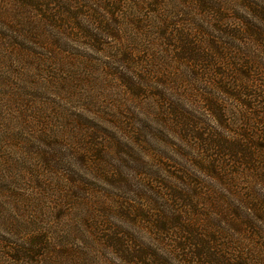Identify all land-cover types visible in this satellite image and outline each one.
Returning a JSON list of instances; mask_svg holds the SVG:
<instances>
[{
    "label": "trees",
    "instance_id": "1",
    "mask_svg": "<svg viewBox=\"0 0 264 264\" xmlns=\"http://www.w3.org/2000/svg\"><path fill=\"white\" fill-rule=\"evenodd\" d=\"M6 2L17 13L16 19H21L11 26L16 34L9 42L13 56L31 58L36 54V59L56 60L62 68L94 70L99 62L92 59L99 60V55L106 60L110 75L135 95L154 88L150 75L157 42L165 38L167 48L172 46L188 63L189 80L201 78V90L189 89V93L199 91L195 93L203 96L211 120L218 126L199 131L186 123L182 141L194 151L166 158L152 152L149 142L154 144L156 127L150 119L132 127L136 139L108 131L114 147L138 160L136 180L141 197L148 201L126 217L125 232H119L112 222L105 223L111 224L107 228L97 227L93 215L77 213L91 201L89 184L81 185L79 172L65 161L53 172L59 182L62 179L61 193L70 189L75 196L70 192L66 199H56L57 203L48 196L37 198L35 201L43 198L45 202L36 203V209L44 204L51 208H47L46 218L32 216L41 222L28 223L34 229L27 235L0 224L17 239L0 240L6 247L12 246L11 256L0 249L2 260L62 264L64 258L79 254L67 239L80 242L95 236L100 241L103 235L127 264H264L261 242L254 243L258 247L250 245L246 227L249 224L258 234L263 233L249 213L255 211L256 198L250 194L247 201L239 191L240 180L248 179L249 172L264 177V0ZM66 59L78 60L73 65L61 61ZM173 110L179 111L175 106ZM90 120L96 128L100 126ZM87 135L97 139L94 132ZM100 153L97 150L93 155ZM70 155L80 164L88 163L86 155L92 157L89 151ZM43 163L50 165V161ZM244 166L249 168L242 170ZM126 179L130 183L131 179ZM40 186L45 194L56 190L49 180Z\"/></svg>",
    "mask_w": 264,
    "mask_h": 264
},
{
    "label": "rangeland",
    "instance_id": "2",
    "mask_svg": "<svg viewBox=\"0 0 264 264\" xmlns=\"http://www.w3.org/2000/svg\"><path fill=\"white\" fill-rule=\"evenodd\" d=\"M11 10L12 6H7L6 0H0V224L6 230L25 235L33 231L29 224L37 219H32V216L38 214L46 218L47 208H51L49 204H44L36 209V203L45 202L44 196L57 203L56 199H66L71 192L68 189L66 194L61 193L62 179L59 178V182L53 172V168L60 169L66 161L79 172L81 185L89 184L87 188L91 201L77 213L93 215L97 227L102 225L107 228L111 224L105 223L112 222L119 226V232H125L126 217L135 213L140 203L148 201L141 197L136 180L138 160L129 152L114 147L107 137L110 135L108 131L136 139L132 127L141 126L144 119H150L156 127L154 144L149 142L154 147L152 152L163 158L189 152L192 149L185 146L186 141H182L186 123L190 125L188 128L199 131H207L210 127L213 130L218 126L211 120L210 107L203 96L195 93L199 91L189 93V89L201 90L198 87L202 84L201 78L197 77L195 82L191 79V83L188 63L175 54L172 46L167 48L163 43L168 42L165 38L157 42L156 59L150 75L154 88L141 95L129 92L116 77L110 75L105 67L106 60L99 55H96L99 60L92 59L99 62L94 70L62 68L55 64L56 60L46 62L36 59V54L31 58L13 56L9 53V42L16 34L11 26L19 24L21 19H16L17 13ZM77 60L61 61L75 65ZM138 98L147 105H140ZM174 106L179 109L178 113L173 110ZM239 113L242 114V110ZM90 118L100 126L96 128ZM93 132L96 140L88 138L87 134ZM165 132L169 137H164ZM136 145L140 147V142L137 141ZM97 150L101 151L100 155H93ZM75 151H89L92 157L86 155L87 160L90 159L87 164L74 162L70 154ZM185 160L188 162V157ZM48 161L50 165L46 163L45 166L43 162ZM56 163L59 165L56 166ZM85 166L88 167L84 170ZM248 168L244 166L242 170ZM248 174V179L240 180L239 191L247 201L250 194L253 199L256 198L255 213H249L263 231L259 235L257 228L247 224L250 231L248 242L255 247L258 246L254 243L261 242L259 248L264 251V239H261L264 237V177L255 171ZM126 178L131 179L130 183ZM46 180L53 188L56 186L54 193L43 192L40 184ZM246 182L248 185H245ZM249 185L253 187L247 189ZM72 194L75 196L73 191ZM41 197L42 202L35 201ZM249 207L252 208L253 204ZM6 221L13 224L10 226ZM1 225L0 240L16 241V237L9 236ZM100 237V241L95 236L84 237L80 242L67 239L69 247L79 254L64 258L62 264H127L119 249L114 248L105 236ZM5 247L1 242V251L11 256L12 246ZM26 262L7 263L0 257V264Z\"/></svg>",
    "mask_w": 264,
    "mask_h": 264
}]
</instances>
